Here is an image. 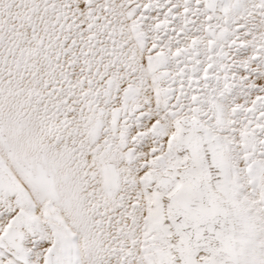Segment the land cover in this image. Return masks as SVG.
I'll return each mask as SVG.
<instances>
[{
	"label": "snow or ice",
	"instance_id": "1",
	"mask_svg": "<svg viewBox=\"0 0 264 264\" xmlns=\"http://www.w3.org/2000/svg\"><path fill=\"white\" fill-rule=\"evenodd\" d=\"M0 264H264V0H0Z\"/></svg>",
	"mask_w": 264,
	"mask_h": 264
}]
</instances>
